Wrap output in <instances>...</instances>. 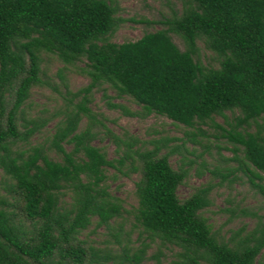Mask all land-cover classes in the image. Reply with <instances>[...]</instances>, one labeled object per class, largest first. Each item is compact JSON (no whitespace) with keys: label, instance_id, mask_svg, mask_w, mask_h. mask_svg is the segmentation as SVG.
<instances>
[{"label":"trees","instance_id":"trees-1","mask_svg":"<svg viewBox=\"0 0 264 264\" xmlns=\"http://www.w3.org/2000/svg\"><path fill=\"white\" fill-rule=\"evenodd\" d=\"M162 1L181 8L155 22L160 30L118 44L111 39L127 20L113 0H0V264H148L153 244L155 264L163 250L175 251L173 264H264V219L230 238L215 230L206 214L216 185L209 181L181 199L190 168H174L176 149H135L138 139L122 140L105 125L119 159L94 144L91 95L108 85L140 107L127 111L132 116L166 117L207 139L203 126L220 130L264 194V0ZM200 44L217 66L203 62ZM46 56L66 67L83 64L90 83L74 95L80 102L63 112L53 136L34 143L54 119L33 116L29 103L45 85ZM110 100V108H124ZM196 136L191 140L203 145ZM129 162L140 174L131 210L111 192L106 173H124ZM128 217L131 230L123 223ZM91 227L104 228L119 250L96 247L85 233Z\"/></svg>","mask_w":264,"mask_h":264},{"label":"rangeland","instance_id":"rangeland-1","mask_svg":"<svg viewBox=\"0 0 264 264\" xmlns=\"http://www.w3.org/2000/svg\"><path fill=\"white\" fill-rule=\"evenodd\" d=\"M113 2L119 11L118 16L127 20L111 39L118 44L134 42L146 33L160 30L162 26L155 22L170 16L172 8H181L176 1H171L170 4L162 0H113ZM147 22L154 24H147ZM173 39L180 49L184 50L182 40L175 35ZM200 48L203 62L217 66L215 56L202 44ZM42 66L45 70V76H43L45 85L33 91L29 101L31 112L33 116L39 115L54 119L45 132L33 140L34 143H43L53 136L55 125L63 112L80 102L81 97L76 98L74 95L90 83V79L82 73L83 64L66 67L56 57L46 56ZM91 99L92 103L89 108L96 117V130L99 132V138L94 144L105 149L109 160L119 159V155L116 152L117 145L106 135L103 125L120 136L122 140L129 142L130 137L138 139L140 142L135 149H153L155 145L162 146V153L176 149L170 159L174 168L179 169L181 166L190 168L187 183L182 185L178 191L181 199L187 198L197 187L209 181L215 184L216 187L212 193L214 204L209 208L206 216L210 219L214 229L220 230L226 238H230L233 231L244 227L250 231L256 226L258 217L264 219V194L252 187L248 176L240 170L239 162L234 159V153L226 148L227 139L222 136L220 130L211 126H203V130H206L209 137L207 139L196 130L174 123L166 117L132 116L127 111L135 113L140 110V107L129 97H117L108 85L94 89ZM109 100L124 108H110ZM227 115L229 118L232 117L230 113ZM216 122L223 125L225 120L218 117ZM86 125L87 119L85 118L80 125L81 130L85 129ZM193 134L197 135V140H201L203 145L191 140ZM67 148L70 150L72 147L67 146ZM122 148L125 149L124 146ZM53 156L56 157L54 153ZM121 169L124 173L115 168L106 169L108 184L111 192L124 201L125 208L131 210L138 206L136 183L140 174L132 172L130 162ZM125 173H129V176ZM133 221V217H128L123 222L126 230L132 229ZM85 233L96 247L119 250L115 239L104 228L91 227ZM137 238L138 234L135 233L132 241L138 246ZM163 252L164 255L160 256L161 264H173L175 251L163 250ZM157 253L158 245L153 244L148 251V257H151L147 261L148 264L156 263L153 256Z\"/></svg>","mask_w":264,"mask_h":264}]
</instances>
